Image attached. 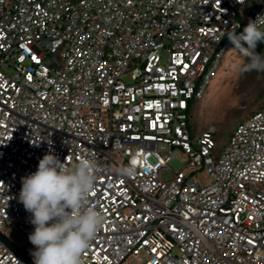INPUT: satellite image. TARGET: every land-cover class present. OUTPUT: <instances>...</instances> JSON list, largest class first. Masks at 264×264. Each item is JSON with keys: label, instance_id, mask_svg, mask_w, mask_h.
I'll return each mask as SVG.
<instances>
[{"label": "built area", "instance_id": "2783aa9c", "mask_svg": "<svg viewBox=\"0 0 264 264\" xmlns=\"http://www.w3.org/2000/svg\"><path fill=\"white\" fill-rule=\"evenodd\" d=\"M258 15L264 0H0V235L33 264L5 236L34 231L22 178L89 155L105 222L82 264H264V107L222 146L188 125L226 33ZM0 264L26 262L0 240Z\"/></svg>", "mask_w": 264, "mask_h": 264}, {"label": "clouds", "instance_id": "9594fccd", "mask_svg": "<svg viewBox=\"0 0 264 264\" xmlns=\"http://www.w3.org/2000/svg\"><path fill=\"white\" fill-rule=\"evenodd\" d=\"M264 15L249 20L243 32L226 33L236 49L248 57L244 71H264V54L253 50L264 39ZM239 27V25H238ZM244 41L248 48L241 46ZM39 146V142H33ZM97 164L89 155L71 165L51 152L39 160L37 170L23 177L19 202L31 213L34 231L28 236L35 247L33 264H82V253L104 226V216L89 203L95 191ZM130 175L131 169L121 170Z\"/></svg>", "mask_w": 264, "mask_h": 264}, {"label": "rangeland", "instance_id": "374dc122", "mask_svg": "<svg viewBox=\"0 0 264 264\" xmlns=\"http://www.w3.org/2000/svg\"><path fill=\"white\" fill-rule=\"evenodd\" d=\"M244 56L235 46L227 49L219 66L210 80L202 98L196 102L190 112V123L195 134L214 130V140L218 146L225 144L228 135L235 123L244 119L251 112L264 105V96H260L264 71L257 73L253 78L241 72ZM173 158L168 163L171 171L181 169L184 163L182 153L176 149L172 151ZM200 186L208 183L204 171H199L193 177ZM5 236L18 248L26 247L27 254H31L29 240L20 235L17 230L7 231ZM143 257H128L122 264H141Z\"/></svg>", "mask_w": 264, "mask_h": 264}, {"label": "trees", "instance_id": "16d2710c", "mask_svg": "<svg viewBox=\"0 0 264 264\" xmlns=\"http://www.w3.org/2000/svg\"><path fill=\"white\" fill-rule=\"evenodd\" d=\"M260 31H261V32H264V26H261V27H260ZM240 43H241V46H242L243 48H248V45H247L244 41H241ZM237 51H238L241 55H243V54L240 52V50L237 49ZM253 51H254L256 54H264V39L258 40V41L256 42V46H255V48H254ZM243 56H244V55H243ZM247 63H248V57L244 56V62H243V65H242V70H241L242 74L245 73V74L249 75V77L253 78L257 73H261V72H258V71H244V70H243L244 65L247 64ZM261 76L264 78V73H263ZM260 96H264V82H263L262 85H261V93H260ZM198 101H199V100H198ZM198 101L193 102L192 105H191V107H190V109H189V111H188V125H189V127L192 128V129H193V127L191 126V123H190V112L192 111L194 105H195L196 102H198ZM263 107H264V105H263L262 107H260L259 109H257V110H255V111L251 112L248 116H246V117H245L244 119H242V120H245L246 118H248L249 116H251V115L254 114L255 112L259 111V110L262 109ZM242 120H240V121H242ZM240 121H238V122H240ZM238 122H236L235 125H236ZM235 125H234V126H235ZM193 131H194V130H193ZM230 132H231V131H230ZM229 134H230V133H229ZM213 137H214V135H213Z\"/></svg>", "mask_w": 264, "mask_h": 264}, {"label": "water", "instance_id": "95a60500", "mask_svg": "<svg viewBox=\"0 0 264 264\" xmlns=\"http://www.w3.org/2000/svg\"><path fill=\"white\" fill-rule=\"evenodd\" d=\"M0 240L14 253L19 255L25 262L26 264H30L29 261L3 236L0 235Z\"/></svg>", "mask_w": 264, "mask_h": 264}]
</instances>
